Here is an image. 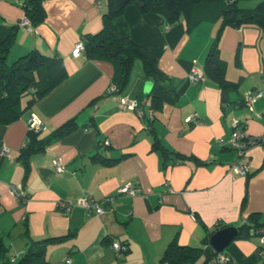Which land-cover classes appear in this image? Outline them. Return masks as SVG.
<instances>
[{"label": "crops", "instance_id": "obj_1", "mask_svg": "<svg viewBox=\"0 0 264 264\" xmlns=\"http://www.w3.org/2000/svg\"><path fill=\"white\" fill-rule=\"evenodd\" d=\"M21 2L0 0V26L20 22ZM259 5L264 10V0L238 1L240 9ZM42 6L45 18L30 30L20 27L6 60L36 49L61 59L66 76L14 122L0 123V150L10 149L9 157L0 151V240L9 255L21 257L30 240L61 236L45 246L49 264H65L66 258L70 264H169L161 259L172 243L201 248L195 264H206V239L232 225L238 234L222 251L230 264H264L257 252L264 226V146L252 145L238 157L218 141L235 126L244 135H264V28L256 23L221 28L220 19L193 28L183 19L169 25L157 13L128 6L123 18L130 38L155 55L168 81L146 80L136 60L120 93H110L118 67L72 54L76 42L102 28L105 0H42ZM213 42L234 86L225 101L206 75L196 83L187 76L195 65L204 70ZM147 81L151 87L144 91ZM253 91L261 95L250 111L244 97ZM123 97L136 100V109L121 108ZM154 99L161 102L156 110ZM31 114L44 123L36 135L44 148L28 156L26 172L19 156L29 139ZM70 120L76 122L72 132L52 136ZM153 137L182 160L170 163L153 146ZM236 161L246 165V175L231 172ZM130 181L138 194L117 195ZM17 188L26 200L12 193ZM85 193L101 204L102 213L76 206L66 212L58 204L75 203ZM243 222L253 225L239 233ZM118 240L127 245L126 253L112 249Z\"/></svg>", "mask_w": 264, "mask_h": 264}, {"label": "trees", "instance_id": "obj_2", "mask_svg": "<svg viewBox=\"0 0 264 264\" xmlns=\"http://www.w3.org/2000/svg\"><path fill=\"white\" fill-rule=\"evenodd\" d=\"M239 0H105L106 13L102 15V28L93 35H85L82 38L86 57L90 59H102L111 61L118 67L114 83L116 93L128 82L132 66L136 60L143 66L144 78L155 83H166V76L157 65V58L147 48L134 41L129 36L127 22L123 18L125 9L135 5L141 14L153 13L164 17L167 24H175L182 19L186 27L193 28L201 21L220 19V26H241L242 23H256L264 28V10L257 6L253 10L238 7ZM21 8L24 16L32 27L37 26L45 18V10L42 0H22ZM20 23L0 26V123L8 124L30 108L41 97L45 96L55 86L61 83L66 76L62 60L46 57L36 49L31 50L16 61L7 65L6 58L11 46L15 43ZM217 41V40H216ZM202 71L209 77L220 90V99L226 100L227 93L233 89V85L224 76V62L218 56L216 42H213L208 50ZM28 97V98H27ZM25 101V103H24ZM153 109H158L161 102L154 99ZM245 104V101H244ZM148 129L152 130L150 125ZM76 128L75 120H70L57 128L52 136L60 138L72 132ZM29 139L22 149L19 158L28 172V156L44 148L41 141L36 140L38 133L29 130ZM153 146L158 147L165 159H171L170 163L179 162L182 157L172 156L171 152L159 147L158 140L153 137ZM28 173H26V176ZM250 220L256 223L251 215ZM253 225V224H252ZM252 225L243 222L239 227L240 232H246ZM258 228L259 225L254 226ZM65 237L58 236L52 239L30 240V244L18 259H12L8 248L0 240V264H49L44 252L48 241L62 240ZM209 239V237H208ZM208 239L206 244V258L214 254ZM123 243V242H122ZM127 249V248H126ZM202 249L197 247L178 246L175 243L167 247L162 261L169 264H195ZM127 251H125L126 253ZM205 258V259H206ZM205 264V262L203 263Z\"/></svg>", "mask_w": 264, "mask_h": 264}, {"label": "built area", "instance_id": "obj_3", "mask_svg": "<svg viewBox=\"0 0 264 264\" xmlns=\"http://www.w3.org/2000/svg\"><path fill=\"white\" fill-rule=\"evenodd\" d=\"M229 1H233V0H229ZM19 23H20V27L23 26L27 30H30L32 27L28 19L25 16L21 18ZM74 45L75 46L72 49L73 55L77 56L80 53H83L84 45H83L82 39L76 42ZM187 76H188L189 81L192 83L200 82L201 80L204 79L202 70H200L196 65L192 67V69L189 71ZM115 89H116L115 86L111 85L109 92L111 93L115 91ZM259 95H261L260 91H253L245 95L244 97L245 106H247V108L250 111H253L252 110L253 103L258 98ZM119 104L121 108L123 109L124 108L136 109V107L138 106V103H136V100L135 101L129 100V98L127 97L121 98L119 101ZM191 119H192L191 117L187 118L188 121H190ZM196 121L197 120H194V122ZM27 122H28L29 129L33 130L36 133L45 128L43 121L40 120V118L34 114H31L27 118ZM229 135L230 136L227 139L223 137V138H219L218 141L220 144H226L229 148L233 149L237 153L238 157L243 156L252 145L261 144L262 146H264V135H261L260 137L244 135L242 131H240L236 126ZM1 147H2L0 150L1 154L3 156L5 155L6 157H9L10 149L4 145ZM55 168L57 172L62 173L64 171V168L62 167V164L58 161V159L55 160ZM230 170L231 172H233L234 175H237V174L246 175L248 173L246 165L238 161L230 165ZM116 190H117L116 191L117 195H125V196H132V197L138 194V192L140 191V189L131 181L118 187ZM12 193L17 198L23 201L26 200L27 198L24 192L20 190L19 188L12 189ZM58 204L61 205V207H63L66 212H68V210L73 206L83 207L89 213L94 212L96 214H100L103 212V208L101 204L93 197L92 194H89V193H85L81 195L75 203L60 201L58 202ZM259 232L261 233L259 237L260 246L257 252L260 258L264 260V226L260 228ZM111 246L117 255L124 253L127 248V245L125 243H122L119 240L113 241ZM12 259H15V258L12 257ZM64 261H65V264H70L69 258H66ZM206 264H230V258H228L223 252H214V254L208 258V261L206 262Z\"/></svg>", "mask_w": 264, "mask_h": 264}, {"label": "water", "instance_id": "obj_4", "mask_svg": "<svg viewBox=\"0 0 264 264\" xmlns=\"http://www.w3.org/2000/svg\"><path fill=\"white\" fill-rule=\"evenodd\" d=\"M151 87V82L147 81L144 84V91H148ZM237 228L232 225L216 230L209 238V245L215 252H222L228 247L230 241H232L237 235Z\"/></svg>", "mask_w": 264, "mask_h": 264}, {"label": "rangeland", "instance_id": "obj_5", "mask_svg": "<svg viewBox=\"0 0 264 264\" xmlns=\"http://www.w3.org/2000/svg\"><path fill=\"white\" fill-rule=\"evenodd\" d=\"M7 61V60H6ZM12 62H9V61H7V65H10ZM17 258H19V256H17Z\"/></svg>", "mask_w": 264, "mask_h": 264}]
</instances>
